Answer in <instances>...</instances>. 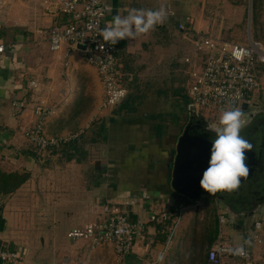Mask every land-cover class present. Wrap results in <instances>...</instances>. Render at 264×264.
<instances>
[{
  "label": "crops",
  "instance_id": "obj_1",
  "mask_svg": "<svg viewBox=\"0 0 264 264\" xmlns=\"http://www.w3.org/2000/svg\"><path fill=\"white\" fill-rule=\"evenodd\" d=\"M62 1L4 0L0 8V42L5 45L0 52V170L26 177L16 191L0 198V245L16 249L24 264H58L62 250L76 257L74 248L78 241L87 242L86 255L101 252L105 247L112 249L116 257L113 244L93 247L90 240H73L67 235L70 229L87 223L104 224L107 216L102 212L103 206L112 202L119 204L130 220L146 222L131 252L122 262L117 261L140 264L149 252L147 239L158 243L156 236L168 232L166 221L148 220L149 210L166 212L168 217L177 214L181 207L185 210L183 204L187 198L172 189L171 181L175 144L188 117L185 115V120V116L176 117L166 127V123L152 122L147 118L148 113L136 111L143 109L142 104L145 108L151 104L161 107L164 102L131 98L130 85L136 73L146 71V59L158 62L160 54L156 53L163 39L171 42V48L164 49L170 54L168 58L175 46L179 48L178 56L172 57L174 62L183 53L184 59L196 55L192 43L179 29L181 23L214 36H222L227 24L206 19V3L209 6L214 0H103L112 6L104 18V26L117 16L128 17L133 10L146 13L163 9L166 15L147 32L116 43L121 83L128 92L116 107L102 109L103 86L99 74L80 49L68 43L59 51L50 49L49 29L64 19L60 11ZM184 59L181 57L182 62ZM186 64L188 78L190 68ZM177 72L182 74L181 69ZM30 80L40 84L37 90L29 87ZM20 97L27 100V106L18 114L12 101ZM37 100H44L56 111L47 121L46 132L50 136L78 134L82 131L80 127L88 125L94 110L107 115L97 117L101 124L99 133L90 135L84 145L76 137L59 148L39 152L24 134L25 128L34 124L33 107ZM189 102L190 99L184 103L187 115ZM180 103L183 108L182 99ZM121 113L125 114L118 117ZM99 157L105 158L102 162L106 165H99ZM107 165L113 169L111 180L102 172ZM92 166L97 176H88ZM252 245L255 246L249 264H264V241ZM160 253L157 250L155 257Z\"/></svg>",
  "mask_w": 264,
  "mask_h": 264
},
{
  "label": "built area",
  "instance_id": "obj_2",
  "mask_svg": "<svg viewBox=\"0 0 264 264\" xmlns=\"http://www.w3.org/2000/svg\"><path fill=\"white\" fill-rule=\"evenodd\" d=\"M3 3L4 0H0V8ZM111 10L112 6L103 0H63L60 11L64 19L49 29V45L52 51H59L63 44L68 43L71 47L80 49L87 63L97 70L103 86L102 109L116 107L128 92L121 83L122 72L117 60L118 46L104 42L100 35L105 27L104 18ZM179 29L183 32V37L192 43L196 53L194 57L184 59L190 68L187 78L190 99L188 106H193L199 113L202 108L215 112L234 108L242 110L243 103L250 104L254 94L261 88L257 70L264 67V41L254 39L250 31L248 42L241 43L199 31L184 23L179 25ZM4 48L5 45L0 42V52ZM39 85L36 80L29 83V87L36 90ZM12 105L19 114L27 106V100L20 97L14 99ZM33 112L34 124L27 127L24 134L38 149L59 147L78 137L79 133L70 136L47 135V121L56 111L44 100H37ZM183 209L179 208L177 215H181ZM102 212L107 216L104 224L87 223L70 229L67 235L73 240H90L93 247L113 244L116 257L122 262V258L133 249L136 236L146 228V222L130 220L119 204L112 202L104 204ZM218 217V233L207 250L208 264H249L253 258L249 246L262 244L264 241L261 234L264 230L262 221H255L252 229L238 241L228 238L223 232L222 225L227 221L224 212L218 211ZM167 219L166 212L149 210V221ZM178 222L179 217L172 218L171 225L167 228L171 234L168 235L166 246L171 242ZM0 264H24L23 256L16 249L0 245ZM144 264H156V261Z\"/></svg>",
  "mask_w": 264,
  "mask_h": 264
},
{
  "label": "rangeland",
  "instance_id": "obj_3",
  "mask_svg": "<svg viewBox=\"0 0 264 264\" xmlns=\"http://www.w3.org/2000/svg\"><path fill=\"white\" fill-rule=\"evenodd\" d=\"M225 2L227 4L224 6ZM205 10H206L205 17L207 20L217 19L218 23L221 21L222 23L227 24L226 28L223 29V31H221L223 37L241 43H247L249 31H251V34L254 36V38L264 41V0H214V2L210 3L209 6H207L206 3ZM163 40L165 42L163 41L161 44H159L161 45L158 47L159 53H156V54H160V58L158 62L155 63L154 62L155 59L152 58L151 60L146 59V62H144V64H147L148 67L147 65H145L144 68H146V71L142 70L140 71V73L138 72L139 74L138 73L135 74L133 78L134 82L133 84L131 83L130 85L131 88H130L129 97L131 98L137 97L138 100H145V101L160 100L164 102L161 107L152 106V104L150 103L151 105L145 108V106H142L143 105L142 104L141 107L143 109L139 108L136 112H142L143 114L148 113L147 116L148 119H151L153 120L152 122H156V123L157 122L162 124L166 123L164 125L166 127L168 123H172L174 119H176V117L178 118L182 117V119L185 115L188 117V115L186 114L184 103L189 100V94L187 91L188 73L185 72L187 71L185 68L187 64L181 61V57L182 60L184 59V53L179 56L180 57L179 60H176V62H174L172 60V57L178 56L179 48L175 46L171 54V57L168 58L170 54H167V51H164V49L167 47L171 48L170 47L171 42H168L169 40L167 41L166 39ZM146 57H148V55ZM139 62H141L140 59ZM179 66H181V68ZM180 69L182 71L181 75L179 74V72H177V70ZM257 71L259 74V82L261 88L259 91H257L254 94V98L252 99L251 103H255L259 101H260L259 103H264V67L259 68ZM140 74H142L141 77ZM180 77H182V79H180ZM30 81H27L28 85ZM181 99L184 109L181 107V103H180ZM251 103L249 107L250 109H252ZM241 111L242 113L246 112L243 110ZM94 112L95 110L93 111V113ZM93 113H91L92 119L88 120L87 122L88 125L79 128L82 129V131L79 132L78 135L79 140L83 142L82 145L87 143L85 141L89 139L90 135L92 137V135H94L95 132L96 134L97 132L99 133L101 124L99 122L100 121L99 118L97 119V117H106L107 115V113L104 112L103 114H101L99 113V111L95 112L94 114ZM222 113L223 112H215L205 108L199 110V114L201 116H203L208 121L215 124L216 126H219V118L222 115ZM124 114L125 113H121L118 117L120 116L123 117ZM186 116L184 117V120ZM106 121L104 122L103 125H106ZM157 129L159 131L161 130L160 127ZM71 134H66L64 136H70ZM175 145H177V142ZM33 147L39 152L44 151L38 149L34 145ZM99 159H100L99 165L102 166L106 165L105 163L102 162V160L105 158L99 157ZM39 161L42 162L41 159L40 160L38 159V162ZM46 165H48V162L46 163ZM105 167L106 168H103L102 172L104 173V175L106 174L107 179L111 180L114 177L113 169L112 167H110V165H107ZM87 174L88 176H90L91 174L92 177H94L95 174L96 176L98 175L93 166L90 168ZM36 176L38 178V175ZM4 197L1 196L0 198L2 199ZM184 201L185 202L183 206L185 207V210H183L181 215L174 214L175 216H173L174 218L179 217V222L172 234L171 242H169L166 246L165 240H167L168 235L171 234L169 231L166 232L165 234L166 236L162 234L156 236L155 241L156 242L159 241L158 242L159 244L151 243V239H147V241L150 242L149 252L145 253V255L142 257L143 260L141 261V263L139 262L140 264H144L146 262L151 263L153 261H156V264H206L205 252L209 247H211L208 243V240L210 234L213 232V229H215V221L217 218H219L218 217L219 209L224 212V216L227 220L222 225V229L224 234L228 238L239 240L242 238L241 237L242 234L247 232L246 231L247 227L245 231L237 230L236 225H234V223L230 221V214L228 213L226 214L225 208L222 205L221 206L218 205V203L216 202L217 199H215L210 195H206L197 201H192L189 199H184ZM257 218H259L260 221H262V224L264 226V209L261 212L260 216ZM261 234L264 235V230L261 231ZM87 245L88 244L85 241L83 242L78 241L75 244L74 249L76 251V257L72 256L71 254L69 255L68 252L62 250L58 256L57 263L58 264H118L117 262L118 260H116L117 258L115 257L112 249H106L105 247H103L101 252L96 251V252H92L91 255L90 253L86 255ZM253 246L255 245L249 246L251 251L253 249ZM157 250L158 253L160 251L161 253L159 257L157 254L156 256L157 258H156L155 254ZM153 256L157 260H155ZM72 259H74V261L71 262Z\"/></svg>",
  "mask_w": 264,
  "mask_h": 264
},
{
  "label": "clouds",
  "instance_id": "obj_4",
  "mask_svg": "<svg viewBox=\"0 0 264 264\" xmlns=\"http://www.w3.org/2000/svg\"><path fill=\"white\" fill-rule=\"evenodd\" d=\"M165 15L163 9L146 13L133 10L128 17H115L111 24L101 30L100 35L104 42L115 45L120 40L133 39L147 32L154 24L161 22ZM242 126L243 113L235 108L222 113L219 126L208 125L216 133V138L212 141L209 166L203 172L200 186L211 195L221 190L237 189L241 179L249 174L245 151H250L252 145L240 135Z\"/></svg>",
  "mask_w": 264,
  "mask_h": 264
},
{
  "label": "flooded vegetation",
  "instance_id": "obj_5",
  "mask_svg": "<svg viewBox=\"0 0 264 264\" xmlns=\"http://www.w3.org/2000/svg\"><path fill=\"white\" fill-rule=\"evenodd\" d=\"M259 102L251 103L252 109L243 113L240 132L252 145L246 159L249 174L241 179L237 189L217 192L218 205H222L226 214H230V221L237 230L245 231L247 227V232L259 220L257 217L264 209V103Z\"/></svg>",
  "mask_w": 264,
  "mask_h": 264
},
{
  "label": "water",
  "instance_id": "obj_6",
  "mask_svg": "<svg viewBox=\"0 0 264 264\" xmlns=\"http://www.w3.org/2000/svg\"><path fill=\"white\" fill-rule=\"evenodd\" d=\"M249 107L250 104L245 102L242 110L248 111ZM188 110V122L177 140L172 171V189L192 201L200 200L206 195L218 199L217 193L211 195L200 186L203 172L209 166L212 141L216 138V133L209 129L208 125L215 124L197 113L193 106H188ZM245 156L247 159V150Z\"/></svg>",
  "mask_w": 264,
  "mask_h": 264
},
{
  "label": "trees",
  "instance_id": "obj_7",
  "mask_svg": "<svg viewBox=\"0 0 264 264\" xmlns=\"http://www.w3.org/2000/svg\"><path fill=\"white\" fill-rule=\"evenodd\" d=\"M25 181H26V177L24 174H20L17 172L7 173L5 171L0 170V196L7 197L11 192L16 190ZM173 216L175 215H170L168 217L165 225L169 226L171 224V219L174 218ZM165 225H158V226L160 228L161 226L162 228H164ZM217 233H218V218L215 221V229H213V232L209 236L208 243L210 246L214 243ZM207 250L205 252L206 264H208L207 259H206Z\"/></svg>",
  "mask_w": 264,
  "mask_h": 264
}]
</instances>
